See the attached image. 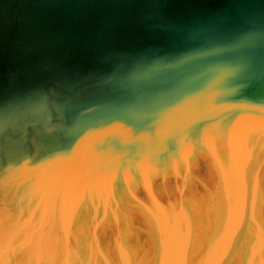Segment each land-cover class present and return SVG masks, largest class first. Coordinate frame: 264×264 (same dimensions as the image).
Instances as JSON below:
<instances>
[{
	"label": "water",
	"instance_id": "95a60500",
	"mask_svg": "<svg viewBox=\"0 0 264 264\" xmlns=\"http://www.w3.org/2000/svg\"><path fill=\"white\" fill-rule=\"evenodd\" d=\"M132 151L146 158L143 181L158 169L143 208L158 201L164 221L157 239L128 245L141 242L162 264H264V0H0V170L18 155L17 171L44 176L34 191L46 192L55 214L106 159L134 167ZM171 183L181 195L221 198L224 215L204 211L197 231L217 235L174 240L189 214L180 220L160 206ZM104 187L102 196L116 195ZM246 187L262 198L237 218L231 209ZM124 219L122 210L113 220L114 242ZM89 243L93 259L102 240Z\"/></svg>",
	"mask_w": 264,
	"mask_h": 264
},
{
	"label": "bare ground",
	"instance_id": "6f19581e",
	"mask_svg": "<svg viewBox=\"0 0 264 264\" xmlns=\"http://www.w3.org/2000/svg\"><path fill=\"white\" fill-rule=\"evenodd\" d=\"M248 102L253 103L256 100L250 98ZM210 104L211 109L213 103ZM138 155V151L130 153L129 159H132L135 165L130 170L120 169L111 164L114 160L106 159L108 161L101 163L97 168L99 171L95 174L80 176L76 187L73 188L75 195H70L71 198L67 201V210H58L55 214H49L50 206L47 203L46 192L39 195V192L34 191L33 186H38L44 176L30 170L31 167L22 174V168L18 171L14 168L19 163L18 155L11 157L12 169L0 170V264H60L61 260L62 264H162L158 253L148 250L151 256L144 255L141 242L128 245L133 243L136 237L143 235L157 239L164 221L162 213L156 207L158 201H149L147 208H143L144 197L154 187L153 176L158 169L155 167L147 169L148 178L143 181L140 169L145 167L143 165L146 158L139 159ZM126 159L127 157L123 159L124 163H127ZM227 160L231 161V158ZM86 162L93 165L92 159ZM236 164L238 165V161ZM32 165L38 170L48 166L45 161H33ZM247 173L249 174L250 170ZM233 176L234 172L231 170L227 176V186H232L230 183ZM105 177L107 180L98 185V188L93 186L94 181ZM108 182L116 193L114 197L101 195ZM171 185V188H162L158 193V200L161 199L160 206L169 212H175L174 216L180 220L186 217L183 214H189L187 223L175 225L174 240L183 239L184 233L190 234L194 242L202 241L210 234L217 235L219 233L217 227L207 234L199 235L197 231L200 225L199 217L204 211L211 213L214 221H219L224 215V211H219L222 206L221 198L219 199L215 193L206 192L202 195L195 191L192 194L181 195V185L173 183ZM243 198L240 201L235 200L231 209V214L237 218L243 217L249 202L261 199L262 194L246 187ZM187 200L194 204L190 211L186 205ZM122 210L126 211L127 219L119 226L120 240L114 242L111 232L112 225L116 223L113 220L119 218ZM103 215L106 217L101 218ZM64 220L67 221L65 225ZM95 223L97 226L93 228ZM45 224L48 228L44 227ZM167 224L169 227L174 226L173 223ZM61 225L67 229V234H59L58 229H64ZM233 234L236 238L239 237L238 234ZM94 237L102 240V243L97 245L101 253L91 259L88 253L93 246L90 245L89 239ZM247 244H242L244 250L247 249ZM172 249L179 251L182 247L180 249L172 246ZM183 252L186 253L185 250ZM200 260L196 258L192 264H205L202 258Z\"/></svg>",
	"mask_w": 264,
	"mask_h": 264
}]
</instances>
